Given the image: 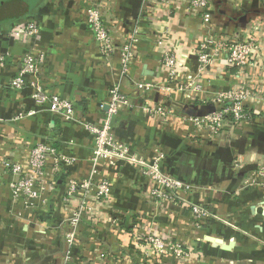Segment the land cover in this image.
I'll return each mask as SVG.
<instances>
[{
  "label": "crops",
  "instance_id": "crops-1",
  "mask_svg": "<svg viewBox=\"0 0 264 264\" xmlns=\"http://www.w3.org/2000/svg\"><path fill=\"white\" fill-rule=\"evenodd\" d=\"M95 3L107 12L118 41L130 37L135 28L140 31L131 77L122 75L118 54L107 59L100 52L87 24L88 9ZM210 3L211 31L228 40L254 33L264 57V0ZM167 9L148 0H0V53L11 54L5 66L0 65V264H64L67 250L63 239L67 213L61 203L66 179L57 177V188L46 190L44 202L37 201V210L24 209L14 205L13 177L3 169V162L11 160L28 169L31 149L47 143L77 159L68 167L72 178L80 180L93 169V135L83 125L65 123L36 105L31 88L12 91L7 87L27 53V46L10 37L9 31L16 22L29 21L42 28L39 47L46 51L47 61L41 81L49 94L69 99L78 118L99 125L110 89L119 86L132 97L135 107L123 108L117 115L116 137L148 161L160 149L165 154L162 169L166 174L200 188L189 200L207 205L226 220H210L196 237L191 212L175 205L157 208L149 199L152 182L136 169L120 163L106 170L101 164L99 177L113 184L112 204L99 213L100 223L85 220L81 224L70 263L264 264V188L244 187L264 165V62L261 69L239 71L220 55L200 79L204 93L174 91L161 69L157 35L169 28L171 39L181 46L188 73L195 77L196 49L207 31L200 18L177 10L176 5L174 12ZM139 81L154 87L140 90ZM242 85L258 95L257 101L249 103L254 120L221 137L198 133L192 123L182 120V116L193 117L207 107L216 110L208 96ZM152 103L172 110L169 123L145 112L144 106ZM238 157L243 163L235 169ZM111 217L119 223L110 222ZM133 222L153 224L172 234L192 248L193 260L147 255L141 234L136 237V230H131Z\"/></svg>",
  "mask_w": 264,
  "mask_h": 264
},
{
  "label": "built area",
  "instance_id": "built-area-1",
  "mask_svg": "<svg viewBox=\"0 0 264 264\" xmlns=\"http://www.w3.org/2000/svg\"><path fill=\"white\" fill-rule=\"evenodd\" d=\"M148 1L157 5L158 8L167 7L168 11L176 5L177 10L200 18L207 31L205 39L196 49L198 72L195 77L188 73L181 57V48H179L181 46L171 39L169 28L164 27L157 35L156 45L160 49L161 69L167 75V84L174 91L204 93V83H201L200 79L203 75H207L214 59L220 55H225L227 65L239 71L262 68L264 57L259 40L254 33H248L243 38L236 37L228 40L211 31L213 17L210 0ZM87 24L99 45L102 56L109 59L112 55L118 54L122 75L131 77V70L136 61L135 47L139 41L140 31L135 28L130 37L118 41L114 36V26L108 19L107 12L97 3L88 9ZM41 33L42 28L35 21L16 22L12 25L9 31L10 37L27 46V53L20 62L18 73L10 79L7 87L12 91H22L29 87L33 90L32 99L36 105L60 117L65 123L83 125L93 135V169L80 180L72 178L68 175V167H72L77 159L60 152L52 144L47 143H39L31 149L28 169L11 160L3 162V169L13 177L10 187L14 205L24 209L37 210L39 206L37 201L44 202L42 198L46 190L57 188V177L63 176L66 179L65 190L61 197V203L67 213L63 224V239L67 248L64 253V264H69L73 259L72 251L77 243L81 224L85 220L93 224L100 223L99 213L104 209H109L112 204L113 184L110 179L99 177L98 167L101 164L106 170L113 169L120 163L136 169L141 176L152 182L153 187L149 192V199L155 201L156 207L160 209L162 206L175 205L189 210L194 218L195 229L198 231L206 220L221 221L218 215L189 200V197L200 188L163 171L162 164L165 154L160 149H157L148 161L116 137L114 122L117 115L123 108L135 107L132 97L124 93L119 86L110 89L109 101L102 106L104 114L99 125L78 118L76 106L69 99L49 94L41 81L42 68L47 61L46 51L39 47ZM10 57V53H0V65L5 66ZM136 86L145 91L154 87L143 81L137 82ZM257 100L258 95L251 88L242 85L215 96H208V101L217 106L214 112L203 116H182L181 118L183 121L192 123L198 133L207 131L213 137H221L227 130L254 120L255 112L249 103ZM105 106H108L107 111H105ZM144 110L150 117L158 118L164 123H169L173 117L172 110L160 103L145 105ZM242 163L241 158L238 157L233 166L238 169ZM263 181L264 165H261L255 176L251 175L246 181L244 187L248 184L264 188ZM109 221L116 225L119 223V220L113 217ZM133 229L141 234L147 255L155 259L172 257L188 262L194 258L192 248L175 241L172 234L156 229L153 224L137 222Z\"/></svg>",
  "mask_w": 264,
  "mask_h": 264
},
{
  "label": "rangeland",
  "instance_id": "rangeland-1",
  "mask_svg": "<svg viewBox=\"0 0 264 264\" xmlns=\"http://www.w3.org/2000/svg\"><path fill=\"white\" fill-rule=\"evenodd\" d=\"M204 207L206 208V209H208V206L207 205H204ZM209 210V209H208ZM211 213H213V214H215L214 212H212L211 210H209ZM213 220V219H212ZM210 220H206L205 222H204V225L201 227V229L200 230H203L204 229V227H205V225L209 222ZM221 221L222 222H226V220H222L221 219ZM196 228V227H195ZM195 230V229H194ZM199 234H200V232L198 231V229L197 230H195L194 231V236L196 235V237H198L199 236ZM196 240H198V238H195ZM175 241H178L177 239H175ZM200 241V240H199ZM179 242H181V241H179ZM184 245V244H183ZM191 260H193V259H191ZM190 260V261H191ZM190 261H188V262H190ZM186 262V261H185Z\"/></svg>",
  "mask_w": 264,
  "mask_h": 264
},
{
  "label": "water",
  "instance_id": "water-1",
  "mask_svg": "<svg viewBox=\"0 0 264 264\" xmlns=\"http://www.w3.org/2000/svg\"><path fill=\"white\" fill-rule=\"evenodd\" d=\"M208 109H206V111H199L195 116H203L206 115L208 113L214 112L215 110L212 108L210 109V107H207ZM108 110V106H105V111ZM61 181V180H60ZM217 242L220 243V240H218Z\"/></svg>",
  "mask_w": 264,
  "mask_h": 264
},
{
  "label": "trees",
  "instance_id": "trees-1",
  "mask_svg": "<svg viewBox=\"0 0 264 264\" xmlns=\"http://www.w3.org/2000/svg\"><path fill=\"white\" fill-rule=\"evenodd\" d=\"M135 222H133V224H134ZM135 225V224H134ZM134 225L132 226V228H131V230H133V227H134ZM132 232V231H131ZM137 235H138V232H136V237H137ZM73 251H74V249H73ZM72 257H73V255H72ZM72 262H73V260H72ZM69 264H71V263H69Z\"/></svg>",
  "mask_w": 264,
  "mask_h": 264
}]
</instances>
